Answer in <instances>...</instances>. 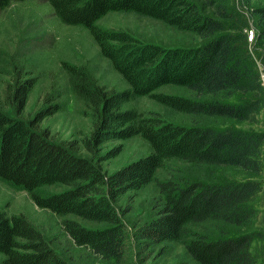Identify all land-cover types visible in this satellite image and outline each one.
I'll return each instance as SVG.
<instances>
[{
    "label": "trees",
    "instance_id": "16d2710c",
    "mask_svg": "<svg viewBox=\"0 0 264 264\" xmlns=\"http://www.w3.org/2000/svg\"><path fill=\"white\" fill-rule=\"evenodd\" d=\"M24 1L0 0V10ZM45 2L63 24L89 31L102 57L129 88L109 91L98 86L84 67L63 62L68 86L81 103L91 131L78 141L58 143L40 125L58 113L60 105L50 101L30 120H24L22 115L37 80L23 78V72L16 71L0 105V179L21 187L36 207L58 217L75 216L105 225L92 229L74 220L62 223L75 246L102 260H118L123 254L124 233L115 205L127 194L154 182L167 162L238 169L248 179L184 185L157 182L162 200L153 217L134 235L150 246L183 241L196 264H264V217L258 220L256 207L261 206L264 184L255 179L264 171V89L256 61L264 64V7L252 14L255 57L245 32L246 21L222 6L212 15H204L190 0ZM121 11L158 20L205 41L192 48L166 49L144 44L125 31L96 26L103 16ZM164 86L183 88L196 97L159 93ZM139 97L175 112L234 124L220 128L182 126L125 108ZM134 137L145 140L151 152L107 174L102 163L117 157L122 148L100 155L102 147ZM80 149L89 158L78 155ZM53 185L64 190L47 196L38 193V189ZM210 220L251 229L215 239L194 234L184 241L192 234L189 225ZM0 255V264H67L24 216H9L1 210Z\"/></svg>",
    "mask_w": 264,
    "mask_h": 264
},
{
    "label": "rangeland",
    "instance_id": "374dc122",
    "mask_svg": "<svg viewBox=\"0 0 264 264\" xmlns=\"http://www.w3.org/2000/svg\"><path fill=\"white\" fill-rule=\"evenodd\" d=\"M197 4L204 15H212L222 6L232 15L243 18L248 28L245 30L251 51L255 47L256 30L252 16L254 9L264 7V0H190ZM96 26L106 30L125 31L144 44L169 48H192L202 44L205 39L195 34L181 32L176 28L141 16L135 12H110L96 22ZM253 54H256L253 50ZM257 61L259 72L264 64ZM84 67L98 86L107 90L121 92L129 88L111 63L102 57L99 48L89 31L83 26L63 24L45 0H26L12 2L6 9L0 10V105L4 90L15 77L16 71L22 77L35 78L36 86L30 93L22 118L30 120L46 103H58L60 111L46 118L40 125L42 131H48L50 137L58 143L78 141L91 131L89 119L82 114L81 103L71 92L67 76L61 68L62 63ZM159 93L183 97H196L195 94L178 87L164 86ZM125 108L138 113L153 114L162 120L176 125L225 127L233 122L206 117L190 116L172 111L146 97H139ZM10 111L5 110V113ZM247 128L246 124H238ZM255 129H259L256 127ZM121 147V153L102 163L107 174L122 168L151 152L149 144L140 137L123 142L105 144L100 155ZM78 155L89 158L83 150ZM255 178V177H254ZM248 179L240 170L217 168L208 165H194L179 160H171L165 168L156 173L155 181L138 192L127 194L115 205L123 224V254L118 260H102L87 249L77 247L65 234L62 223L74 220L86 228H103L105 225L82 221L75 216L58 217L32 202L29 194L21 187L0 179V210L7 215H22L44 237L49 246L62 257L67 264H196L187 254L184 242H164L150 246L135 238V231L148 222L156 212L162 196L157 182L173 181L178 185L186 183H217L225 180ZM263 181L264 171L255 178ZM264 188V187H263ZM64 190L63 186H44L38 193L47 196ZM256 205L258 220L264 217V194ZM251 228H237L219 221H206L198 225H189L192 233L184 238L190 240L194 234L215 239L222 234L227 236L242 234ZM253 229V227H252ZM2 255H0V261Z\"/></svg>",
    "mask_w": 264,
    "mask_h": 264
},
{
    "label": "built area",
    "instance_id": "2783aa9c",
    "mask_svg": "<svg viewBox=\"0 0 264 264\" xmlns=\"http://www.w3.org/2000/svg\"><path fill=\"white\" fill-rule=\"evenodd\" d=\"M260 73V81H261V85L264 89V70H262Z\"/></svg>",
    "mask_w": 264,
    "mask_h": 264
}]
</instances>
